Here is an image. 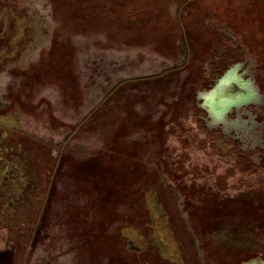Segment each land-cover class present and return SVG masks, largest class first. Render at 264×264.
<instances>
[{"label": "rangeland", "instance_id": "rangeland-1", "mask_svg": "<svg viewBox=\"0 0 264 264\" xmlns=\"http://www.w3.org/2000/svg\"><path fill=\"white\" fill-rule=\"evenodd\" d=\"M73 1L0 0V264L264 262V181L195 121L214 56L264 54V0Z\"/></svg>", "mask_w": 264, "mask_h": 264}, {"label": "flooded vegetation", "instance_id": "flooded-vegetation-1", "mask_svg": "<svg viewBox=\"0 0 264 264\" xmlns=\"http://www.w3.org/2000/svg\"><path fill=\"white\" fill-rule=\"evenodd\" d=\"M225 33L230 37V46L236 45L232 33ZM250 55L239 50L238 56L234 53L213 57L214 67L203 73L199 89L201 104H196V109L202 113L195 115V121L203 119L206 136L213 137L208 142L215 153L230 157L226 163L245 160L244 165L249 168L241 170L254 184L259 179L256 188L259 181H264V59L261 57L264 54L253 52ZM223 77L229 81L230 89L226 93L235 97L232 101L217 95L216 87ZM250 262L264 264L255 259Z\"/></svg>", "mask_w": 264, "mask_h": 264}, {"label": "trees", "instance_id": "trees-1", "mask_svg": "<svg viewBox=\"0 0 264 264\" xmlns=\"http://www.w3.org/2000/svg\"><path fill=\"white\" fill-rule=\"evenodd\" d=\"M75 1H77V0H74L73 2H75ZM151 10V8H148V6H146V7H143V6H140V7H136V6H132V7H130L127 11H125L124 12V15L126 16V20H124V21H126V22H128V21H130L131 23L132 22H134V21H139L140 22V25H147L148 23H150V22H152V21H154V20H156L155 19V17H156V10H154V9H152V11H150ZM138 11V13L140 14V16H134L133 17V14H134V12H137ZM123 12V11H122ZM114 18H115V16H114ZM118 17L116 16V18L115 19H117ZM124 18V17H123ZM118 20V19H117ZM148 22V23H147ZM139 25V24H138ZM209 65H205L204 66V69H203V71H202V78H203V73L204 72H206L207 70H209ZM202 78L201 79H199L198 80V83L197 84H201V82H202ZM184 126H185V124H184ZM5 140H7V139H4V140H2V143H0V146H2V147H11V145H9V143H8V141H7V143H6V141ZM114 157H115V159L116 160H120V157L121 156H115L114 155ZM55 158V157H54ZM87 158V157H86ZM88 159V158H87ZM55 162L53 161V164H54ZM48 164H51L50 162H48ZM249 187L250 186H248V189H249ZM252 188V187H251ZM242 190V189H241ZM2 196V195H1ZM6 198H3V197H0V200H3L2 202H0V209L8 202V200H5ZM43 200L42 199H39V202L37 203V205L35 206V207H38L39 208V211H40V208L43 206ZM38 208H36L37 210H38ZM1 211V210H0ZM1 215V214H0ZM5 217V216H4ZM4 217H1L0 216V219L2 220V218H4ZM32 232V231H31ZM29 233L27 234V239H29Z\"/></svg>", "mask_w": 264, "mask_h": 264}, {"label": "water", "instance_id": "water-1", "mask_svg": "<svg viewBox=\"0 0 264 264\" xmlns=\"http://www.w3.org/2000/svg\"><path fill=\"white\" fill-rule=\"evenodd\" d=\"M226 77V76H225ZM216 89L218 90L217 91V95L219 96V97H222V99L223 98H225V99H227V98H230V99H227V100H229V101H232L235 97H230V93H229V95H228V93H226L227 92V89L229 90L230 89V85H229V81H228V79L227 78H222L221 79V81H220V83L218 84V86L216 87ZM213 95H215L216 94V92H213L212 93ZM226 95H227V97H226ZM238 97V96H237ZM228 101H226V102H223V103H227ZM213 108H215V106H213Z\"/></svg>", "mask_w": 264, "mask_h": 264}, {"label": "bare ground", "instance_id": "bare-ground-1", "mask_svg": "<svg viewBox=\"0 0 264 264\" xmlns=\"http://www.w3.org/2000/svg\"><path fill=\"white\" fill-rule=\"evenodd\" d=\"M254 262H248V263H245V264H253Z\"/></svg>", "mask_w": 264, "mask_h": 264}]
</instances>
